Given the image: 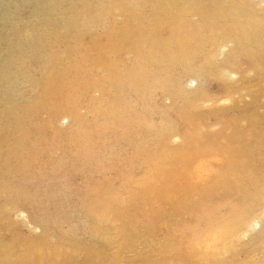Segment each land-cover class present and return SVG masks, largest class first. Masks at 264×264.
Masks as SVG:
<instances>
[{
  "label": "rangeland",
  "instance_id": "rangeland-1",
  "mask_svg": "<svg viewBox=\"0 0 264 264\" xmlns=\"http://www.w3.org/2000/svg\"><path fill=\"white\" fill-rule=\"evenodd\" d=\"M54 1L0 0L50 46L0 95V264H264V0Z\"/></svg>",
  "mask_w": 264,
  "mask_h": 264
},
{
  "label": "bare ground",
  "instance_id": "bare-ground-1",
  "mask_svg": "<svg viewBox=\"0 0 264 264\" xmlns=\"http://www.w3.org/2000/svg\"><path fill=\"white\" fill-rule=\"evenodd\" d=\"M47 8L51 12H54L57 8L56 1L48 0ZM40 11H42V7L37 9L36 15H38ZM18 19L19 17L13 19L10 9L5 10L0 17V95L6 97L7 99H10L11 97L10 91L6 88L7 81L11 80V86H15L17 82L12 80L14 78L13 76L18 75V73L21 72L23 68H25V65H27L30 61H33L32 59H47L50 51V46L44 44L43 40L41 39H38L37 45L33 46L29 51L26 50L22 42H20L18 39H14L13 35H17L20 31V28H14L15 22ZM25 19L24 21H26V24H28V20ZM68 25V23H64L65 28H67ZM36 32L37 30L34 31V33ZM249 215L250 213L248 216ZM221 221L227 220H219L218 222ZM240 222L238 227L247 222V216L244 215ZM256 223L255 226L258 224ZM189 250L198 257L201 255V250L191 245L189 246Z\"/></svg>",
  "mask_w": 264,
  "mask_h": 264
},
{
  "label": "snow or ice",
  "instance_id": "snow-or-ice-1",
  "mask_svg": "<svg viewBox=\"0 0 264 264\" xmlns=\"http://www.w3.org/2000/svg\"><path fill=\"white\" fill-rule=\"evenodd\" d=\"M232 227L230 221L199 224L188 237V243L202 252L212 253L221 245L227 244Z\"/></svg>",
  "mask_w": 264,
  "mask_h": 264
}]
</instances>
